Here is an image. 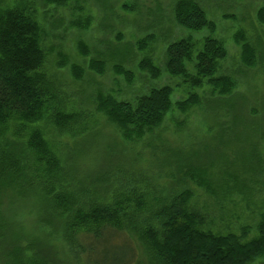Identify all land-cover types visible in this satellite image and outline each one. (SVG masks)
Segmentation results:
<instances>
[{
    "label": "rangeland",
    "instance_id": "374dc122",
    "mask_svg": "<svg viewBox=\"0 0 264 264\" xmlns=\"http://www.w3.org/2000/svg\"><path fill=\"white\" fill-rule=\"evenodd\" d=\"M36 1L37 17L48 31L45 69L53 99L37 122L13 120V126L22 131L11 137L28 140L38 130L56 166H48L45 159L28 150L24 158L26 190L17 203L5 206L4 216L13 234L21 236L26 260L42 253L49 264H82L76 241L79 232L67 229L58 215L54 225L43 220L45 207L36 194H48V175L49 196L68 194L79 209L90 207L94 200L114 202L119 198L116 195L144 198L146 209H151L171 192L190 189L193 203L203 212L211 211L209 230L239 234L249 228L251 236L257 235L264 216V27L258 24L256 13L264 7V0H198L216 25L213 36L227 50L218 75L234 82L232 93L221 96L205 86L198 91L199 105L187 112L173 108L159 127L133 141L126 140L98 110V97L109 95L119 102H134L151 89L169 86L174 91L173 103L186 100L189 87L182 78L165 72L166 46L185 38L202 42L211 36L210 31L191 32L176 24L173 8L177 0H78L60 7ZM78 19H89V28L72 26ZM149 35L155 38L142 50L139 42ZM239 36L255 50L254 66L244 63V43ZM79 42L88 48V56L80 55ZM145 58L161 68L159 78L141 70L139 64ZM63 60L66 65L59 66ZM92 60L105 64L103 74L89 68ZM72 65L83 69L80 80L74 78ZM116 65L131 72L134 79L118 75ZM56 112L74 120L60 128L52 122ZM190 170L200 173L199 179L210 181V186L192 182L186 176ZM101 181H108L109 191L104 199L99 200L98 195L94 199L88 193H96L95 186ZM35 188L39 190L35 192ZM60 212L67 211L61 208ZM112 239L114 246L125 243L133 248L125 234L113 233ZM135 242L137 255L132 264H148L147 249ZM117 251L110 247L109 254H119ZM255 264H264V259Z\"/></svg>",
    "mask_w": 264,
    "mask_h": 264
},
{
    "label": "trees",
    "instance_id": "16d2710c",
    "mask_svg": "<svg viewBox=\"0 0 264 264\" xmlns=\"http://www.w3.org/2000/svg\"><path fill=\"white\" fill-rule=\"evenodd\" d=\"M43 1L44 5L57 7L66 6L72 1L79 2ZM36 6V0H0V264H49V258L42 253L33 254L34 258L26 260L21 236L13 234L4 216L5 206L10 207L14 201L17 203L21 192L26 190L23 186L27 181L24 158L28 150L45 159L48 166H56L38 130L28 140L11 137L21 135L22 131L20 126H13V120L37 122L53 99L45 69L49 53L44 43L48 31L37 17ZM173 13L180 27L191 32L208 29L211 36L199 43L185 38L166 46L165 72L171 77L183 79L190 89L186 100L173 103L174 91L169 86L151 89L134 102H119L109 95L98 97V110L122 131L128 141L139 139L159 127L173 108L187 112L199 105L201 95L198 91L205 86L221 96L232 93L234 82L218 75L220 62L228 56L227 50L222 41L213 36L216 25L208 19L201 4L198 0H177ZM256 20L264 27V7L257 11ZM89 25V19L72 22V26L82 30L88 29ZM154 38L153 35L145 37L139 42L140 48L146 50ZM239 39L244 43L241 47L244 63L254 66L257 57L255 50L244 42L243 36H239ZM79 45L80 55L88 56L86 45L83 42H79ZM60 56L64 57L62 54ZM64 61L59 66L66 65ZM139 66L153 79L159 78L163 72L151 58H145ZM89 68L97 74H103L105 64L92 60ZM72 72L76 80H80L84 74L77 65H72ZM115 72L128 81L134 79L132 73L120 65L115 66ZM73 120L71 115L65 116L58 112L52 116V122L60 128ZM75 172L72 173L73 177H76ZM48 176L45 181L48 194L34 189L36 197L45 207L43 220L48 226L54 225L57 223H53L54 217L58 215L67 229L72 233L79 232L76 241L82 264H132L137 255L134 252L137 251L135 240L147 249L148 264H255L264 259V216L254 236H251L252 230L249 228L242 229L239 234L214 232L208 229L212 223L209 218L211 211L203 212L201 207L193 203L194 192L190 189L171 192L168 198L157 201L158 204L151 209H146L148 201L144 198L130 199L122 195H116L119 198L111 203L94 200L90 207L79 209L67 193L49 196ZM186 176L198 186H210V181L205 183L199 179L202 177L198 172L190 170ZM109 186L108 181H101L100 186H95L96 193L91 191L88 194L94 199L96 195L99 200L104 199ZM86 203L84 201L83 205ZM61 208L67 212L57 213ZM142 210L144 213H139ZM132 211H138L139 214ZM58 224L63 226L62 221ZM113 233L125 234L133 243V248L125 243L112 245ZM110 247L119 249L116 252L119 254L111 256Z\"/></svg>",
    "mask_w": 264,
    "mask_h": 264
}]
</instances>
